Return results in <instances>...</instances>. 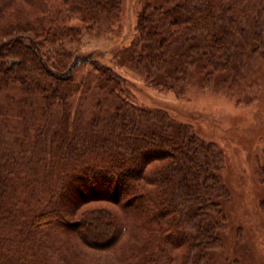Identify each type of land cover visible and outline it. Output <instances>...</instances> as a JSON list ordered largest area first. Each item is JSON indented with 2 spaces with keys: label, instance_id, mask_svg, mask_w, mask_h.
I'll return each mask as SVG.
<instances>
[{
  "label": "trees",
  "instance_id": "trees-1",
  "mask_svg": "<svg viewBox=\"0 0 264 264\" xmlns=\"http://www.w3.org/2000/svg\"><path fill=\"white\" fill-rule=\"evenodd\" d=\"M14 1L0 0V19ZM64 1L68 12L37 18L52 37H73L81 29L77 20H95L117 4ZM159 7V17L142 14L130 49L158 81L186 77L192 62L229 73L242 69L248 48L264 45V0H175ZM26 29L0 42V87L20 82V104L27 103L12 139L0 131V264H96L65 239L73 211L62 198L71 193L116 204L122 217L95 207L77 227L92 246L122 232L140 241L125 264H208L210 246L221 241L214 214L226 193L222 150L191 126H174L165 110L131 99L110 64L93 54L62 62ZM140 38L146 43L138 54ZM85 64L104 77L90 108L83 103L91 88L76 86ZM153 160L162 164L143 168ZM118 218L123 225L116 226Z\"/></svg>",
  "mask_w": 264,
  "mask_h": 264
},
{
  "label": "rangeland",
  "instance_id": "rangeland-1",
  "mask_svg": "<svg viewBox=\"0 0 264 264\" xmlns=\"http://www.w3.org/2000/svg\"><path fill=\"white\" fill-rule=\"evenodd\" d=\"M174 2L117 0L110 11H103L97 19L77 20L80 31L73 37L61 38L50 36L46 25L38 23L37 18L68 12L70 7L64 0H15L2 13L0 42L19 34L20 28H27V34L50 47L67 64L77 54H93L123 76L122 83L131 99L141 106L165 110L174 126L189 125L200 138L220 148V174L226 193L220 197L221 211L214 214L221 241L210 246L208 264H264V45L257 43L255 52L248 48L249 58L242 69L229 73L203 69L192 62L186 77L158 81L154 78L159 77L153 76L141 61L134 60L130 49L137 42L142 14L159 17L164 12L159 6L169 7ZM138 42L135 53H143L146 40L140 38ZM25 64L29 65L27 60ZM77 74L76 86L81 82L88 90L91 88L83 104L93 107L99 92L95 84L104 77L88 64L81 66ZM22 88L17 81L0 87V131L7 139H12L9 132L21 122L18 111L27 104H20L25 94ZM77 96L80 95L72 99L77 100ZM160 164L162 161L153 160L143 168L149 170ZM62 201L73 211L67 215L70 223L64 236L76 253L96 264L126 263V252L140 242L128 232L114 234L97 246L87 244L78 233L83 213L91 208L106 207L122 217L116 204L104 199L84 201L75 193ZM118 220L116 226L123 225L122 219ZM184 250L180 247L178 252Z\"/></svg>",
  "mask_w": 264,
  "mask_h": 264
}]
</instances>
